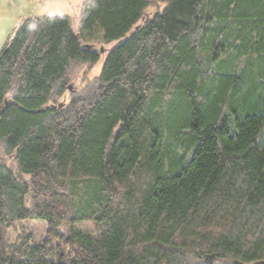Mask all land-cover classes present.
<instances>
[{
  "label": "trees",
  "instance_id": "trees-1",
  "mask_svg": "<svg viewBox=\"0 0 264 264\" xmlns=\"http://www.w3.org/2000/svg\"><path fill=\"white\" fill-rule=\"evenodd\" d=\"M80 7L78 31L30 16L0 48V264H261L264 0ZM95 25L122 40L58 103Z\"/></svg>",
  "mask_w": 264,
  "mask_h": 264
},
{
  "label": "rangeland",
  "instance_id": "rangeland-1",
  "mask_svg": "<svg viewBox=\"0 0 264 264\" xmlns=\"http://www.w3.org/2000/svg\"><path fill=\"white\" fill-rule=\"evenodd\" d=\"M81 0H0V48L7 39L9 33L20 19L30 16H39L42 14H57L68 15L71 17L72 27L74 30H79L81 20ZM80 37L83 44H92L93 49L100 51V57L93 64L83 63L73 65L70 70V80L68 81V89L62 96L58 97V103L68 102L71 93L77 92L85 86L91 84L99 74L105 57L109 50L115 47L122 39H113L103 41L101 34L102 30L95 25L90 31H81ZM102 49V50H101ZM264 141V132L262 135ZM11 161V157H8ZM25 228L29 230L34 240H38L46 230V223L39 220H27L23 222ZM82 229L91 232L93 230L92 223L82 221L78 223ZM62 230H64L62 228ZM14 237V233H11Z\"/></svg>",
  "mask_w": 264,
  "mask_h": 264
},
{
  "label": "water",
  "instance_id": "water-1",
  "mask_svg": "<svg viewBox=\"0 0 264 264\" xmlns=\"http://www.w3.org/2000/svg\"><path fill=\"white\" fill-rule=\"evenodd\" d=\"M83 46H86L88 48H91L92 47V44L85 43V44H83ZM215 258H216V254L214 252H211V253H205L203 259L207 263H214ZM261 264H264V260L261 261Z\"/></svg>",
  "mask_w": 264,
  "mask_h": 264
}]
</instances>
